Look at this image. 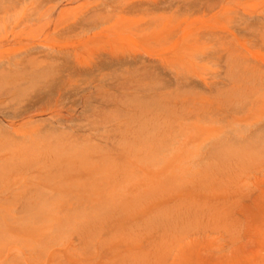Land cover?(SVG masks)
Here are the masks:
<instances>
[{"label": "rangeland", "instance_id": "obj_1", "mask_svg": "<svg viewBox=\"0 0 264 264\" xmlns=\"http://www.w3.org/2000/svg\"><path fill=\"white\" fill-rule=\"evenodd\" d=\"M8 61L23 63L0 75V264H32L51 234L79 244L67 228L86 223L107 222V240L132 237L133 223L146 249L168 225L164 205H210L198 186L211 182L231 207L220 221H242L249 240L262 228L264 0H0V71ZM31 173L46 184L15 185ZM175 175L194 187L171 197L164 177ZM118 177L116 198L90 203L92 188ZM198 219L187 206L172 232L195 254L210 235Z\"/></svg>", "mask_w": 264, "mask_h": 264}, {"label": "bare ground", "instance_id": "obj_2", "mask_svg": "<svg viewBox=\"0 0 264 264\" xmlns=\"http://www.w3.org/2000/svg\"><path fill=\"white\" fill-rule=\"evenodd\" d=\"M116 32H117V30H116ZM22 63L23 62L12 63V62L8 61L6 64L3 65L2 70L0 71L1 77L3 75L5 77V74L10 73L12 71V67L14 65L15 66L21 65ZM23 66H24V64H23ZM4 70H7V72H3ZM15 80H18V79H15ZM10 94H12V93H10ZM21 115H23V114H21ZM30 118H33V117H30ZM10 120H11V118H10ZM15 122H17V120L14 121V124H15ZM62 150H64V149H62ZM12 159L13 158L11 157V160ZM83 159H84V157H83ZM11 160H9V161H11ZM58 161H59V159H58ZM0 162H3V161H0ZM40 163L41 162L39 161V166H40ZM43 163H41V165ZM86 163H87V160H86ZM112 163H114V162H112ZM12 164L14 167V159H13ZM87 164H89V163H87ZM108 164H105V165H108ZM177 165H178V163H177ZM35 166H34V168H37ZM84 166H86V164H84ZM92 167L93 166H91L90 168L92 169ZM117 167L118 166H113V169H117ZM9 168L10 167H8V169ZM74 168H75V166H74ZM86 168H88V166ZM99 168H98V170H99ZM107 168H108V166H107ZM109 168H110V166H109ZM109 171H110V174L113 173L111 170H109ZM116 171H114V173ZM57 172H59V171H57ZM76 172H78V171H76ZM118 172H119V170H118ZM125 172L122 171L121 174L125 173ZM114 173L112 175V178H114L113 177ZM128 173H129V171H128ZM237 173L235 174V176L239 175V173L238 174ZM104 174H105V178H106V173H104ZM108 174H109V172L107 173V175ZM64 175H65V177L63 179H64V182L66 183L68 181V177H67L68 173H67V175L66 174H64ZM45 176L46 175H42L39 173H37L35 175L32 174L29 177L25 178L24 180H21L19 182L17 181V183L15 185L18 186V184H20V185L22 184V187L24 185L32 187V186H37L38 184H42V183L46 184L44 182ZM98 176H101V174ZM136 176H138V175H136ZM132 177H133V174H132ZM100 178H102V177H100ZM130 178H131V176H130ZM103 179H104V177H103ZM107 180H106V182L109 181V180L108 181ZM154 180H156V179H154ZM164 180H167L168 183L171 182V186L166 188L167 189L166 191H171V197L173 196V194L177 195V194H183L184 192H187V191L189 192V190H188L189 189L188 188L189 183H190V186H193V184L191 182L187 181V177H185V176L179 177V176L175 175L172 178L164 177ZM112 182L113 183L111 184V186L110 185L105 186L107 189L103 186L96 187L94 189L92 188V190L90 191V195L88 197V199L90 200V203H92V201H96V200H98L97 203H99V204L105 203L106 201H108L109 199H111L113 197V196L111 197V191L113 192L112 194H114V197L116 198V196L120 193V187L118 186V183L119 182L122 183L123 180L120 181L119 177H118V179L116 181L114 179V181H112ZM125 182H126V180H125ZM173 182L175 183L174 185H172ZM168 183L164 182L162 180L157 185L156 188L157 189H164ZM214 183L215 182H211L209 184H199V186H198V188H201L204 192H208V196L213 199V201L210 205H200V204H196L195 202L186 203L185 202L186 200L184 201L185 203H183V204L180 203L177 205H168V203L166 201L167 204L164 203L165 204L164 206H166L168 208L167 214H162L165 212V211L163 212L162 210L159 213L161 214L160 216H165L162 218L168 222V225L166 227H164V230L161 229V232L158 234V236H159L158 239L156 241H152V243L149 246H146V249L143 247V244L140 243L138 241V239H136V237L138 235L134 233L133 227H136V226H134L133 223L128 222V224H126V226L128 227V230H129V235L130 236L132 235V237L124 239L121 236V234H113L108 240H107V232H106V227H105V224L107 222H105V223H86L84 225H77V226L70 225L67 228V230H72V232L75 231L76 232L75 235L77 237V240L80 243L75 244V242L72 239V237L74 238V235L71 236L70 235L71 232L66 234V235H70V236H65V235L59 236L56 234H51L50 238L52 239L54 244L49 243V246H46V247H45V245H42L41 248L37 249L41 255L37 256V257L34 256V260H33L32 264H34L35 262L36 263L37 262H43L46 260H49V262H50L49 264H264V221L262 222V224H263L262 228L256 229L255 231H254V229L252 231L250 230V232H249V233H251L250 240L247 239L245 236H243L241 234V232L238 231V229H237V227L242 225V221H236L237 218L235 219L236 222L235 221H220V220H222L223 217H225V215L227 213H229V208H231V207L229 205H222V204L220 205V203H217L216 199L212 197V193L214 192L213 189H218L219 187L221 189H223L222 185H219V184L214 187V185H213ZM91 185H93V184H91ZM120 185H123V183ZM236 187H238V186H236ZM72 188H73V186H72ZM40 189L43 190L41 187H40ZM122 190H124V188H122ZM220 192L223 193L222 190ZM238 192H239V190H238ZM77 196H79V195H77ZM225 196H226V194H225ZM225 196H223V197H225ZM240 196H242V195H240ZM223 197L221 196V199ZM41 199H40V201H41ZM101 199H103V200H101ZM179 199H181V197ZM87 202H89V201L87 200ZM78 203H79V205L82 206L81 202H78ZM116 204H120V203L116 202ZM109 205H112V204H109ZM231 205H232V203H231ZM103 206H106V205H103ZM152 206H154V205H152ZM187 206L190 207V212L193 215L199 217V219H200V221H198V223H199L198 224L199 225L198 230H204L206 227V231H207V228L208 227L210 228V231H209L210 235H208L209 240L207 241V243L204 244L205 248H203L202 250H200L196 254L191 251V249L189 247V245L191 243L187 241V236H184L177 231L174 232V235L178 236V237H176V239H173V235H172L173 230L184 229V227H185L184 221H187ZM55 208L56 207H54V209ZM194 208H196V210ZM57 210H58V208H57ZM34 211H35V209H34ZM232 211H233V209H232ZM56 212H54V214ZM134 212H135V209H134ZM205 212H207L208 216L204 215ZM128 217H129V215L126 216V218H128ZM172 217H174V219H176L175 217H177L178 219L180 218V220L179 221H175V220L172 221ZM159 218H161V217H159ZM204 218H206V219L210 218V221H204ZM58 219H60V218H58ZM146 219H147V217H146ZM154 219H155V217H154ZM149 220H150V218H149ZM117 224L119 225L121 230L124 231L123 221L118 222ZM247 224H248V227L250 228L251 225H249V221L247 222ZM56 225H57V223H56ZM146 228H149L148 224L146 225ZM54 230H60L59 225L55 226ZM219 232L222 233V236L225 235L228 238L227 243L224 245L217 243V241L211 240V238H210L212 235H216ZM38 237H43V236H38ZM115 239H119V240H117L116 244L123 242V243H125L126 247L130 246L129 252L126 249L121 248V246L114 247L115 246ZM174 240H178V241H176L174 243L173 242ZM245 240L249 241L248 245L243 244ZM28 244H29V242L27 243V245ZM30 245H31L30 247H32V249H35L32 246V243ZM110 247H112V249L109 252H107L106 250L102 251L104 248H110ZM16 251L19 252L17 249H16ZM152 255H155L154 259H153ZM13 262L16 264H24V262L20 258H16V256H14Z\"/></svg>", "mask_w": 264, "mask_h": 264}]
</instances>
